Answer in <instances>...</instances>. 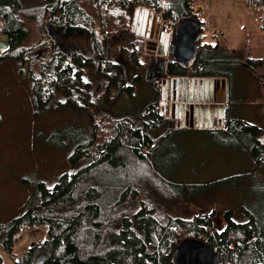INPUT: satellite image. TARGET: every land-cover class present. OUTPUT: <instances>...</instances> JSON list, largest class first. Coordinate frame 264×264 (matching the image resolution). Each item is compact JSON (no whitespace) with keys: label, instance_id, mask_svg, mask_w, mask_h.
<instances>
[{"label":"trees","instance_id":"1","mask_svg":"<svg viewBox=\"0 0 264 264\" xmlns=\"http://www.w3.org/2000/svg\"><path fill=\"white\" fill-rule=\"evenodd\" d=\"M251 1L254 7L260 9L259 15H263V19L264 0ZM193 4V0H0V33L10 45L8 50L0 53V63L7 58L22 63L28 60L29 71L32 72L30 81L37 97L44 100L43 105L55 92H61L66 98L63 104L69 109L94 107L90 85L82 75L86 67L95 65L93 57L82 54L84 46L69 41L67 45L73 46L68 56L56 48L58 44L53 47L52 35H82L89 38L90 46L86 49L91 48L92 55L94 53V56L102 58L97 65L99 73L106 79L104 95L108 100L112 88L130 92L133 84H126L123 64L109 57V40L112 37L120 38L118 33L125 30V39L129 40L130 48L127 51L128 61L134 67H143L139 58L146 49V43L132 37L133 29L129 23L131 12L138 6L148 7L149 10L153 7L163 20H172L176 24L185 17H192L202 24L193 14ZM139 17H144L141 11L134 17L135 21ZM143 20L136 24L137 30L149 33L153 20L147 18L145 24ZM28 23H34L41 33L39 41L33 46L25 45L29 34ZM204 37L202 34L197 43L196 57L190 67H182L170 58L167 73L189 77H211L212 74L229 77L230 66L236 61L228 66L224 60L228 66L224 71L208 69L207 66L212 63L223 61L215 58L218 53L216 45L210 47L202 40ZM172 39L173 35L168 46L169 57ZM149 43L148 47L153 48ZM40 50H43L41 54ZM230 53L235 54V48ZM30 58L33 63L29 62ZM237 62L255 71L264 65V57L247 55L242 62ZM257 77L264 86V75L257 74ZM108 121L107 132L97 125L98 135L94 133L87 137L89 140H79L78 146L70 154V162L82 156L89 157L88 161H82L84 166L78 172L63 173L50 187L39 182L37 190L40 199L37 206L27 209L6 224H0V264H172L173 250L181 240L187 238L209 245L220 264H264V207L255 212L241 206V211L247 216L244 221L235 220L233 210L225 209L222 213L224 227L216 230L213 227V211L197 213L190 218L171 216L162 205L170 202L163 199L153 201L141 195V190L130 182L122 188L110 209L136 199L138 206L131 216L116 212L107 216L103 204V196L107 193L104 194L103 188L91 183L80 192L82 182L102 166L115 169L122 165L126 169L128 164L140 165L146 174L165 185L172 201L193 198V195H186L189 192L187 188L228 182L246 173L238 171L195 182L170 178L158 166L164 158L158 150L160 144L171 137L170 126L173 123H169L160 112L158 100L145 103L136 119ZM225 124V129L218 131L219 135L215 134V130L208 133L213 143L228 146L229 138L233 137L236 143L243 145L249 155L246 157L248 161H253L260 168L264 162V130L242 118L227 116ZM223 136L226 137L216 140V137ZM239 139L244 142H238ZM262 193L264 199V188ZM112 216L120 217L118 220H108ZM39 227L45 228L46 237L16 255L14 245L22 238L23 230ZM40 256L42 258L38 260Z\"/></svg>","mask_w":264,"mask_h":264},{"label":"rangeland","instance_id":"2","mask_svg":"<svg viewBox=\"0 0 264 264\" xmlns=\"http://www.w3.org/2000/svg\"><path fill=\"white\" fill-rule=\"evenodd\" d=\"M249 2L250 0H193V14L202 21V34L205 35L202 40L209 43L210 47L216 42L218 53L215 58L223 61L212 63L213 65L207 68L211 71H224L228 69V64L236 61L230 66L229 72V83L233 84L249 83L234 73V70H240L241 64L239 65L237 61L242 62L244 57L246 58L245 53L248 49V55L254 58L264 57V18L261 21L260 9L254 7L252 1L251 4ZM237 10L242 12L238 13ZM153 13H156V17H153V25L148 30H160L171 37L170 24L162 23V16L156 11ZM129 23L134 31H132V37L140 39L137 36L138 33H135L138 23L132 12ZM176 25L177 23H173V31ZM27 27L29 34L25 45L33 46L39 41L41 33L34 23H28ZM244 32L248 36V49H245L246 44L242 42L235 54L230 53L233 46L235 48V45L239 43V34L241 33L243 37ZM258 33L262 37L258 36ZM118 35L121 37H112L109 40V55L118 57V61L123 64L126 82L133 83L132 88L130 92L112 88L110 97L106 100L103 94L106 85L105 77L98 75L92 69L93 67L91 69H89L90 66L86 67L82 75L84 79H89L88 76L91 75V101L95 106L83 110L67 108V105L63 104L66 98L61 95V92H55L43 105L44 100L37 97L33 83L30 81L32 72L29 71L28 60L23 64L19 60L7 58L0 63V224H6L27 209L37 206L40 199L37 190L39 182L50 187L63 173H75L84 166L82 161H88L89 157L82 156L77 161L70 162L69 156L78 146L79 140H89L87 137L94 133L98 135L97 125L102 126L107 132L109 119H136L139 110L147 103V100L157 97L153 88L146 86L147 82L133 80L140 71L128 61L127 51L130 48L129 40L125 39V30ZM2 37L4 36L0 33V38ZM143 39L147 40V38ZM67 41L84 48L90 46L87 36H69ZM229 41L232 46L228 45ZM7 44L6 50L10 46L8 42ZM148 49L147 42L146 49L140 55V61L149 62L146 54ZM42 52L43 50L39 51L40 54ZM30 61L33 63L32 58ZM167 61L169 62V59ZM262 66L257 67L256 72L263 76L264 65ZM211 77L218 76L212 74ZM236 90L238 89H233V91ZM99 119L101 120L96 121ZM204 131L213 132L211 129H204ZM215 134L219 135L220 132ZM190 136L179 135L175 139L169 138L159 146L158 153L165 156L158 166L164 169L171 176L170 178L195 182L238 171L246 173L228 182H219L196 189L187 188L189 192L186 195H193V198L172 201L173 198L165 190V185L146 174L145 169L140 168V165L128 164L126 169L122 165L115 169L102 166L90 173L92 175L82 182L79 187L80 192L91 183L103 188L104 194L107 193L103 196L106 215L111 216L116 212L118 215L131 216L138 206L136 199L128 200L123 205H114L110 209L122 188L130 182L141 190V195L144 194L153 201L163 199L170 202V204L162 203V205L171 216L190 218L197 213L213 211V227L216 230L224 227L222 213L225 209H232L233 218L238 221L247 220V216L240 209L241 206L255 212L262 210L264 207L262 198L264 162L260 168L256 167L253 161L249 162L246 158L249 155L243 149V145L236 143L233 137L229 138L228 146L223 145L225 150H229L226 151L229 155L227 156L223 151L210 147L213 139L209 134L200 132ZM224 137L226 136L216 137V140L220 141ZM239 141L242 140L239 139ZM174 156L179 158L175 159ZM253 177L258 181L257 183ZM80 195L81 193L78 195L79 198ZM158 207L162 211L161 207ZM119 217L112 216L108 220L114 218L118 220ZM45 237L44 227L35 230L24 229L22 238L14 245V253L21 254L24 249Z\"/></svg>","mask_w":264,"mask_h":264},{"label":"crops","instance_id":"3","mask_svg":"<svg viewBox=\"0 0 264 264\" xmlns=\"http://www.w3.org/2000/svg\"><path fill=\"white\" fill-rule=\"evenodd\" d=\"M249 3L251 4V0ZM139 11L144 17L137 18V23L144 19L143 24H145L147 18L156 17V14L145 6L136 7L132 11L133 17L139 15ZM237 11L238 13L242 12L241 10ZM135 33H138L137 36L145 43L151 42L149 44L154 47H148L146 54L149 62L140 61L143 67L139 68L140 72L134 76L133 80L136 82L144 80L147 82L146 86L153 88L157 93V97L149 99L147 102L158 100V108L162 115L169 123L173 121V125L170 126L172 133L170 139H175L179 135H191L190 137H192L200 132L208 134L204 129L223 131L226 127L227 116L248 120L264 129V86L257 77V68L255 71H251L241 65L239 71L234 70L235 75L249 81V83L239 84L229 83L230 77L217 74L218 77L170 75L167 73L168 61L166 62L170 43L168 34H164L160 30L149 33H141L136 30ZM240 34L238 36L239 43L235 45L236 52L242 42L246 44L245 49H248L246 32L243 37ZM258 36L262 37L260 33ZM214 43L213 45H217L216 42ZM228 45L232 46L230 41ZM245 54L246 56L249 54V49ZM126 84L131 83L127 82ZM234 88L238 90L233 91ZM210 147L223 151L225 155H227L226 151H229L225 150L224 146H217L214 143H211ZM174 158L178 159L179 156H174Z\"/></svg>","mask_w":264,"mask_h":264},{"label":"water","instance_id":"4","mask_svg":"<svg viewBox=\"0 0 264 264\" xmlns=\"http://www.w3.org/2000/svg\"><path fill=\"white\" fill-rule=\"evenodd\" d=\"M200 23L185 17L174 28L171 41V57L182 67H190L196 57L197 43L202 36ZM42 256L38 260H41ZM172 264H220L212 248L198 239H183L171 255Z\"/></svg>","mask_w":264,"mask_h":264},{"label":"flooded vegetation","instance_id":"5","mask_svg":"<svg viewBox=\"0 0 264 264\" xmlns=\"http://www.w3.org/2000/svg\"><path fill=\"white\" fill-rule=\"evenodd\" d=\"M52 39H53V47H56V45H57V49L58 50H63L65 53H67V55L69 56V51L71 50L70 48H71V46H73V45H67V39H68V37L66 36V37H64V36H60V35H57V34H55V35H52ZM60 46V47H59ZM81 46V45H80ZM55 48V49H56ZM81 48H83V47H81ZM119 49H121V47H119ZM83 52H82V54H85L87 57H93V59H94V63H95V65H92L91 67H89V69H91L92 67V69L93 70H95L96 71V73L98 74V75H101V76H103L102 74H100L99 73V71H98V65H97V63L98 62H100L101 60H102V58H100V57H98V56H94V53H93V55H92V51H91V48H88V49H86V48H83V50H82ZM111 55H109V57H110ZM112 59H113V61L114 60H116V61H118V57H116V56H113V57H111ZM170 61V60H169ZM90 74V73H89ZM88 78L89 79H85V81L86 82H88L89 83V85H90V91L92 92V78H91V75H89L88 76ZM105 92H103V94H104Z\"/></svg>","mask_w":264,"mask_h":264},{"label":"built area","instance_id":"6","mask_svg":"<svg viewBox=\"0 0 264 264\" xmlns=\"http://www.w3.org/2000/svg\"><path fill=\"white\" fill-rule=\"evenodd\" d=\"M151 9V11H153V12H155V9L153 8V7H151L150 8ZM160 15V14H159ZM161 16V15H160ZM262 17H263V15H261ZM162 19V18H161ZM162 23H165V24H170V33H171V35L173 34V29H172V25H173V21L172 20H163L162 19ZM163 26V25H162ZM4 36V35H3ZM7 39H6V37L4 36V37H2V38H0V53L2 52V51H4L5 49H7L8 48V44H7Z\"/></svg>","mask_w":264,"mask_h":264}]
</instances>
